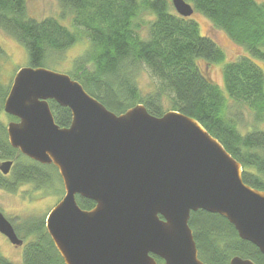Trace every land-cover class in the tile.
Instances as JSON below:
<instances>
[{
    "label": "water",
    "instance_id": "1",
    "mask_svg": "<svg viewBox=\"0 0 264 264\" xmlns=\"http://www.w3.org/2000/svg\"><path fill=\"white\" fill-rule=\"evenodd\" d=\"M190 17L186 0H170ZM48 100L69 109L68 126L55 123ZM3 111L9 145L58 171L63 196L44 224L64 264H208L198 257L190 213L223 216L238 236L264 255V189L243 181V167L194 118L143 104L107 109L67 73L23 66L13 75ZM11 160L0 162L6 175ZM76 195L93 201L81 208ZM0 233L21 245L0 211ZM228 264H256L231 256Z\"/></svg>",
    "mask_w": 264,
    "mask_h": 264
},
{
    "label": "trees",
    "instance_id": "2",
    "mask_svg": "<svg viewBox=\"0 0 264 264\" xmlns=\"http://www.w3.org/2000/svg\"><path fill=\"white\" fill-rule=\"evenodd\" d=\"M186 1L247 52L224 63V90L206 72L210 63L223 62V50L200 34L196 21L178 15L170 0H58L62 12L71 15L74 30L60 18L29 16L26 0H0V28L24 45L31 67H45L51 56L86 38L90 47L68 74L91 96L117 114L143 104L154 116L173 110L196 119L241 163L243 181L264 189V129L252 126L241 133L229 112L231 101L249 108L256 122L264 120V71L257 64L264 62V1ZM142 66L156 80L147 92L136 80ZM8 89L0 81V111ZM48 103L55 123L68 126L69 109L53 100ZM0 160H13L9 175L0 173V188L8 192L23 183L49 185L51 173L58 172L52 164H39L11 147L1 119ZM76 201L83 209L94 205L78 195ZM188 224L203 262L228 264L231 256L240 255L264 264V255L241 239L223 216L197 210L190 213ZM22 227V240L32 237L23 250V264H64L43 218L28 219ZM0 264L13 263L0 253Z\"/></svg>",
    "mask_w": 264,
    "mask_h": 264
},
{
    "label": "rangeland",
    "instance_id": "3",
    "mask_svg": "<svg viewBox=\"0 0 264 264\" xmlns=\"http://www.w3.org/2000/svg\"><path fill=\"white\" fill-rule=\"evenodd\" d=\"M26 8L27 14L35 19H43L50 16L60 18L61 23L74 30L70 22L71 15L69 12H62L58 0H26ZM189 18L197 22L201 35L211 37L224 52L223 62L210 63L206 67V72L212 81L224 90L222 77L224 63L235 61L247 55V52L244 47L233 42L222 29L215 27L201 13L194 11ZM0 47L3 50V55L0 58V81L4 86H10L13 75L18 68L28 66L27 51L24 45L20 44L1 28ZM89 47V41L83 38L61 54L51 56L48 59V63H45L44 66L53 71L68 74L73 71L75 59L86 52ZM257 64L264 71V62L257 60ZM201 65L203 67L204 63ZM136 80L143 92L150 91L156 81L143 66L137 72ZM229 112L236 118L238 129L241 133H244L245 129L252 126L264 129V120L256 122L253 112L245 107L244 104L235 105L230 101ZM0 119L5 125L8 120H11L3 109L0 111ZM63 193V185L58 172H52L49 185L38 188L32 183H23L17 185L13 192L0 188V211L5 218L19 229L16 234L23 239V222L28 219H45L47 212L63 196ZM30 240H32V237L25 238L21 245H13L0 233V253L13 264H23V250Z\"/></svg>",
    "mask_w": 264,
    "mask_h": 264
},
{
    "label": "flooded vegetation",
    "instance_id": "4",
    "mask_svg": "<svg viewBox=\"0 0 264 264\" xmlns=\"http://www.w3.org/2000/svg\"><path fill=\"white\" fill-rule=\"evenodd\" d=\"M17 119H15V120H12V121H16ZM9 121H11V120H8L7 122H9ZM3 161V160H2ZM12 161V165H11V167H10V170H9V172L6 174V175H9V173H10V171H11V168H12V166H13V160H11ZM1 162V161H0ZM1 173V172H0ZM2 174V173H1ZM3 175V174H2ZM14 228V227H13ZM15 230V229H14ZM155 258V261H156V263L157 264H164V261L161 259V258H159V257H157V256H155L154 257Z\"/></svg>",
    "mask_w": 264,
    "mask_h": 264
}]
</instances>
